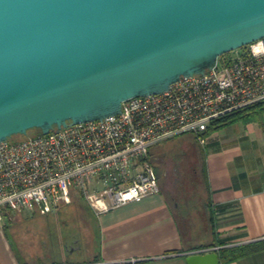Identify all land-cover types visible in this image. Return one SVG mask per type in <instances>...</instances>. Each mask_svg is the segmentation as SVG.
<instances>
[{"label":"water","instance_id":"1","mask_svg":"<svg viewBox=\"0 0 264 264\" xmlns=\"http://www.w3.org/2000/svg\"><path fill=\"white\" fill-rule=\"evenodd\" d=\"M262 38L264 0H0V144L119 115Z\"/></svg>","mask_w":264,"mask_h":264},{"label":"built area","instance_id":"2","mask_svg":"<svg viewBox=\"0 0 264 264\" xmlns=\"http://www.w3.org/2000/svg\"><path fill=\"white\" fill-rule=\"evenodd\" d=\"M264 101V38L182 78L162 94L131 98L122 112L0 144V229L11 213L47 216L82 201L96 217L157 194L151 151ZM135 264V261H128Z\"/></svg>","mask_w":264,"mask_h":264},{"label":"crops","instance_id":"3","mask_svg":"<svg viewBox=\"0 0 264 264\" xmlns=\"http://www.w3.org/2000/svg\"><path fill=\"white\" fill-rule=\"evenodd\" d=\"M194 140L202 160L204 198L189 193L182 200L183 192L175 186L159 183V193L100 217L88 206H68L85 214L87 209L95 228L90 238L95 234L98 251L88 260L75 255L80 249L75 240L71 254L62 252L59 261H30L13 249L3 226L0 264H187V253L264 240V123L235 122L208 135L203 146ZM191 199H201L200 205L190 204ZM200 224L207 242L198 241ZM220 264H264V250Z\"/></svg>","mask_w":264,"mask_h":264},{"label":"rangeland","instance_id":"4","mask_svg":"<svg viewBox=\"0 0 264 264\" xmlns=\"http://www.w3.org/2000/svg\"><path fill=\"white\" fill-rule=\"evenodd\" d=\"M234 55L235 51L228 57ZM32 136L35 135L31 131L26 137ZM23 138V136H17L15 140ZM194 138L192 135L175 138L161 143L151 151V163L157 173L159 183L166 185L169 189H173L175 186L177 191L183 192L182 200H185L189 193L204 198L202 160ZM187 201L190 204L198 203L200 205L201 199ZM78 203L86 208L82 201ZM71 207H66L56 214L47 216L33 214L31 211L11 213L1 226L5 227L3 228L13 249L29 255L27 259L30 261L36 260L41 263L59 261L62 252L65 255L71 254L70 249L75 240H77V245H80V249L75 250V255L88 260L98 251L95 234L90 238V231L95 228L93 225L91 228L88 222L87 209L85 214L80 208L73 209L74 207ZM197 219L198 216L194 215L193 220L197 221ZM201 228L203 226L200 224L197 227L200 234L198 241L207 242L209 235ZM65 247L66 249H64Z\"/></svg>","mask_w":264,"mask_h":264},{"label":"trees","instance_id":"5","mask_svg":"<svg viewBox=\"0 0 264 264\" xmlns=\"http://www.w3.org/2000/svg\"><path fill=\"white\" fill-rule=\"evenodd\" d=\"M229 54L230 53L219 57L220 60L228 57ZM239 121L240 122H257L260 125H263L264 123L263 122L264 121V101L256 105H253L251 107H248V109L246 108V109L240 110L238 112H235L231 115H228L226 117H223L217 121L210 123V126L206 132V135L208 136L223 127H226L230 124H233ZM32 132H34L35 136L41 135V132L38 130H32ZM16 137H13L9 140L11 141L22 140V139L15 140ZM24 138H26V136ZM260 250H264V240L246 244V245L235 246V247H223L217 250V253L219 255V259L221 263H228V262L237 260L241 257L247 256L249 254H252L253 252L260 251Z\"/></svg>","mask_w":264,"mask_h":264}]
</instances>
